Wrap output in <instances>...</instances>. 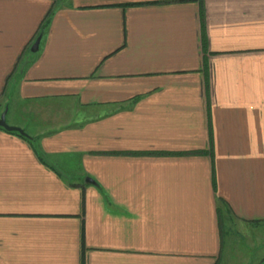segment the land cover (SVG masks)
<instances>
[{
	"label": "crops",
	"instance_id": "obj_1",
	"mask_svg": "<svg viewBox=\"0 0 264 264\" xmlns=\"http://www.w3.org/2000/svg\"><path fill=\"white\" fill-rule=\"evenodd\" d=\"M4 110L0 264H264V0H0Z\"/></svg>",
	"mask_w": 264,
	"mask_h": 264
},
{
	"label": "rangeland",
	"instance_id": "obj_2",
	"mask_svg": "<svg viewBox=\"0 0 264 264\" xmlns=\"http://www.w3.org/2000/svg\"><path fill=\"white\" fill-rule=\"evenodd\" d=\"M11 120V115L6 113V122L9 124V121ZM25 123V121H23ZM11 125V124H10ZM27 131L30 130L28 125L21 124ZM258 232L261 234L263 233L264 236V229H258ZM234 238H230L229 241H231ZM237 245L233 246L232 241L231 244L228 246H225V250H223V253L220 258L219 264H250L248 262L249 259L252 258V251L251 248H249L247 245H245V238L237 239ZM258 243V240H257ZM228 243H226L227 245ZM243 255L246 256V260L243 259ZM250 256V257H249ZM249 257V258H248ZM248 258V259H247Z\"/></svg>",
	"mask_w": 264,
	"mask_h": 264
},
{
	"label": "water",
	"instance_id": "obj_3",
	"mask_svg": "<svg viewBox=\"0 0 264 264\" xmlns=\"http://www.w3.org/2000/svg\"><path fill=\"white\" fill-rule=\"evenodd\" d=\"M38 45H39V39H37L35 41V43L32 46L31 51L35 52L38 48ZM0 127L4 128L6 130H9V131L14 130V131H18L21 134L27 135L21 127L15 126V125H10L6 122V110H4L2 113H0ZM87 180H90V178H87Z\"/></svg>",
	"mask_w": 264,
	"mask_h": 264
},
{
	"label": "trees",
	"instance_id": "obj_4",
	"mask_svg": "<svg viewBox=\"0 0 264 264\" xmlns=\"http://www.w3.org/2000/svg\"><path fill=\"white\" fill-rule=\"evenodd\" d=\"M50 15H51V12L47 15V17L45 18V20L43 21V26H45L46 24H47V22L49 21V19H50ZM40 34H41V32L39 31V33H37V35H38V37L40 36ZM203 47H204V43H203ZM0 128H2V127H0ZM2 129H4V128H2ZM6 130V129H5ZM7 132H9V133H13V134H16V135H19V136H21L22 138H24L25 140H27V141H29V142H31L32 143V138L30 137V136H28V135H24V134H21V133H19L18 131H14V130H11V131H9V130H6ZM39 157H40V155H39Z\"/></svg>",
	"mask_w": 264,
	"mask_h": 264
}]
</instances>
